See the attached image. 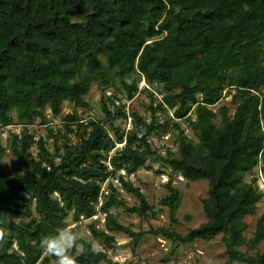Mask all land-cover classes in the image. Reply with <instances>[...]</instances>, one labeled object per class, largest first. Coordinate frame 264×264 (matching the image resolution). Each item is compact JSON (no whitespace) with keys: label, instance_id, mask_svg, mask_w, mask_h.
I'll return each mask as SVG.
<instances>
[{"label":"trees","instance_id":"obj_1","mask_svg":"<svg viewBox=\"0 0 264 264\" xmlns=\"http://www.w3.org/2000/svg\"><path fill=\"white\" fill-rule=\"evenodd\" d=\"M93 87L100 118L84 120ZM139 95L149 104L138 108ZM14 127L21 132L3 145ZM168 134L177 151L161 155L151 139ZM151 164L171 172L160 202L170 226L135 231L110 210L157 218L130 181ZM259 173L264 0H0V264H53L40 241L69 219L74 228L90 222L85 251L73 250L78 264H116L109 252L124 246L115 235L130 247L147 235L173 247L219 237L230 262L264 264V208L247 238V219L264 205ZM175 176L208 186L206 221L186 234L173 230Z\"/></svg>","mask_w":264,"mask_h":264},{"label":"rangeland","instance_id":"obj_2","mask_svg":"<svg viewBox=\"0 0 264 264\" xmlns=\"http://www.w3.org/2000/svg\"><path fill=\"white\" fill-rule=\"evenodd\" d=\"M145 84L142 83L139 89L145 88ZM99 95L96 93V89L93 87V93L89 97L90 110L88 112L79 111L84 120L88 117H99ZM150 100L145 95H139L135 100V105L139 108L141 104H149ZM223 103H228V99H224ZM218 106L215 108L217 109ZM65 111L67 113L72 112V108L68 105L65 106ZM148 117V116H147ZM190 118H194L193 114ZM52 128H57L59 124L58 119L49 117ZM128 129L131 128L130 125L127 126ZM182 129L185 134L192 140H196L191 129L188 128L186 124H183ZM20 133V127L9 128L2 134L3 145L7 144L9 138V133ZM40 136H45L46 132L44 128L38 131ZM154 147L158 150L161 155H165L167 150L172 152L177 151L175 144V137L172 134L162 136L161 138L153 137L151 139ZM121 147V145L119 146ZM7 163L8 160L6 159ZM160 174H157V172ZM170 170L161 169L157 164H151L150 169L140 170L135 177L130 179L131 182L135 184L136 187H141L144 192L147 202L149 205L155 207L157 218H150L147 221L139 222L133 216L125 214L121 209H111V213L118 216L119 222L124 226H132L135 231L143 229L147 231L149 227L153 228H169L170 222L168 217L161 212L160 202L168 196L167 191L164 186L168 182V175ZM259 187L264 190V175L259 173ZM116 185L119 184L115 182ZM106 186V185H105ZM173 186L177 188L181 193L182 203L180 209L176 215L177 224L173 226V230L186 234L188 230L193 229L201 225L206 221L202 210L201 200L207 196L208 186L206 182L198 183H186L182 178L175 176L173 179ZM124 199L128 201L129 204L136 203L135 199L130 195L124 193ZM264 205L261 204L259 207V212L255 217L247 219V223L250 226L247 238H251V233L254 231V225L256 219L260 216ZM160 209V210H159ZM97 220L98 226H103L104 215L99 214L94 218ZM89 221L83 220L79 225L78 229H81L85 233V238H88L90 233L88 231ZM76 224L72 222L71 219L68 220V227L74 228ZM119 245L124 246L122 249L109 252L110 258L116 264H238L235 262H230L228 256L225 252V247L221 242L220 238H216L211 242L198 241L187 247H173L170 243L162 238H154L151 235L145 236V238L140 242L138 246H128L130 240L123 235H115ZM99 249L96 245H94ZM241 253L248 252L246 248L239 250ZM259 251H264V245L259 247ZM250 256H254L255 252H249Z\"/></svg>","mask_w":264,"mask_h":264},{"label":"clouds","instance_id":"obj_3","mask_svg":"<svg viewBox=\"0 0 264 264\" xmlns=\"http://www.w3.org/2000/svg\"><path fill=\"white\" fill-rule=\"evenodd\" d=\"M6 235V229L0 228V243L5 240ZM84 240L85 233L83 230L64 227L55 234L42 238L40 245L46 256L54 258L53 264H78L77 258L73 255V250L85 251L82 243ZM91 250L95 252L96 247L94 246Z\"/></svg>","mask_w":264,"mask_h":264}]
</instances>
